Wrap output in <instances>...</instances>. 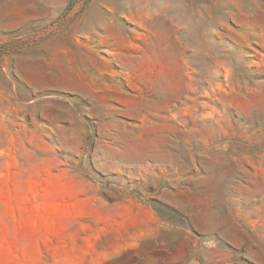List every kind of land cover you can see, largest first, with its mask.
I'll list each match as a JSON object with an SVG mask.
<instances>
[{
    "label": "rangeland",
    "instance_id": "rangeland-1",
    "mask_svg": "<svg viewBox=\"0 0 264 264\" xmlns=\"http://www.w3.org/2000/svg\"><path fill=\"white\" fill-rule=\"evenodd\" d=\"M0 264H264V0H0Z\"/></svg>",
    "mask_w": 264,
    "mask_h": 264
}]
</instances>
